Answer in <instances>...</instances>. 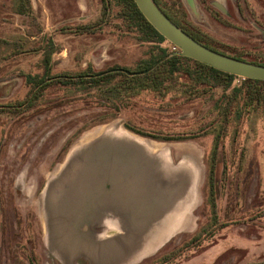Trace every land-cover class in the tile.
I'll use <instances>...</instances> for the list:
<instances>
[{
    "label": "rangeland",
    "instance_id": "rangeland-1",
    "mask_svg": "<svg viewBox=\"0 0 264 264\" xmlns=\"http://www.w3.org/2000/svg\"><path fill=\"white\" fill-rule=\"evenodd\" d=\"M30 1L32 12L21 20L10 16L9 28L0 30V105L26 95L24 74L40 72L44 57L43 52L32 49L43 44L50 49L53 73L76 72L88 65L95 69L131 66L147 46L111 26L115 19L109 20L104 33L60 31L64 26L98 19L103 11L101 0ZM180 2L186 18L212 37L213 46L264 61V0H192V8L186 0ZM162 45L170 47L167 40ZM16 49L19 53L14 54ZM216 97L215 92L190 98L179 91L161 108L152 95L144 94L132 108L122 109L106 123L90 126L105 109L87 106L53 88L34 109L0 113V264H89L84 258L70 262L54 254L44 230L40 201L46 182L62 168L70 148L85 143L106 125H129L160 137L184 136L163 141L136 134L155 148H166L175 163L187 157L198 168V204L190 227L137 264H160L162 255L180 247L204 225H209L210 236L202 239V245L184 250L183 256L169 264H264V114L254 112L239 121L232 117L221 138L219 170H215L217 220L230 224L219 229L212 226L206 204V161L219 129L213 110ZM87 123L88 128L62 152L72 134ZM222 160L227 164L225 174Z\"/></svg>",
    "mask_w": 264,
    "mask_h": 264
},
{
    "label": "water",
    "instance_id": "water-1",
    "mask_svg": "<svg viewBox=\"0 0 264 264\" xmlns=\"http://www.w3.org/2000/svg\"><path fill=\"white\" fill-rule=\"evenodd\" d=\"M133 1L178 49L174 53L239 77L264 80L263 64L200 43L153 0ZM186 1L192 8V0ZM212 4L225 12L220 3ZM197 186L198 168L189 158L175 163L166 148L153 147L124 126L106 125L85 143L72 146L62 168L44 186L40 213L50 248L63 261L137 264L181 231L196 205Z\"/></svg>",
    "mask_w": 264,
    "mask_h": 264
},
{
    "label": "trees",
    "instance_id": "trees-1",
    "mask_svg": "<svg viewBox=\"0 0 264 264\" xmlns=\"http://www.w3.org/2000/svg\"><path fill=\"white\" fill-rule=\"evenodd\" d=\"M101 1L103 11L98 19L78 23L73 27L64 26L60 31L76 35L104 33L106 26H109V20L112 22L115 19L116 21L112 22L111 26L124 30L134 35L141 43L147 44L136 63L131 66L112 65L103 69H95L88 65L76 72L53 73L49 64L50 49H47V44H43L32 49L33 52H43L41 71L24 74V80L28 86L26 95L20 100L0 105V113L34 109L40 105L51 89L59 88L76 101H83L90 107L105 109V113L89 122L90 126H94L115 118L122 109L132 108L135 100L144 94L152 95L155 103L165 108L171 94L175 92L182 91L190 98L212 96L216 92L217 97L213 102V110L219 120V129L217 134L213 135L212 148L206 161L208 186L206 204L213 221L212 226L218 225L219 229L228 226L229 222L218 223L217 220L215 170H219V145L221 138L232 124V117L239 121L254 112L264 114V80L239 77L174 53L178 49L174 48L171 43H169L170 47L162 45L166 41L165 38L145 19L133 0ZM153 1L176 25L200 43L226 55L264 65L263 59L259 56L247 59L242 53L233 55L213 46L210 43L212 37L186 18L180 0ZM15 52L19 53L18 49L14 51V54ZM236 79L239 80L238 84L234 83ZM88 126L87 123L77 129L66 141L61 151H67L73 139L77 138ZM125 126L135 134L152 139L164 141L184 138V136L160 137L129 125ZM222 164V171L225 174L227 164L224 160ZM208 226L204 225L180 247L162 255L159 260L160 264L171 263L183 256L184 250L189 248L198 249L202 245L201 241L210 236Z\"/></svg>",
    "mask_w": 264,
    "mask_h": 264
},
{
    "label": "crops",
    "instance_id": "crops-1",
    "mask_svg": "<svg viewBox=\"0 0 264 264\" xmlns=\"http://www.w3.org/2000/svg\"><path fill=\"white\" fill-rule=\"evenodd\" d=\"M33 9L34 8H33V5H32L30 0H0V30H5V29L9 28V26L6 23H8V19L10 16L12 17V15L13 16L15 15V16H17L18 20H21V18L23 19V17L26 16L29 12H32ZM171 158L174 162V157H172V155H171ZM197 188H198V186H197ZM197 204H198V189H197L196 205L190 211V213L187 217V220L185 221V224L183 225V227H181L180 232H185L190 227V225L192 223V217L194 214V210H195ZM96 230L99 231L100 227H97ZM180 232H178V233H180ZM178 233H176V234H178ZM174 236H172L169 239V241ZM125 259L126 258L124 257L123 260H125Z\"/></svg>",
    "mask_w": 264,
    "mask_h": 264
}]
</instances>
